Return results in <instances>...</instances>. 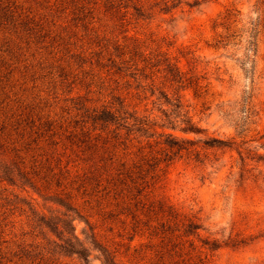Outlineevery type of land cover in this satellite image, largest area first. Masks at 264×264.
<instances>
[{
	"label": "trees",
	"instance_id": "1",
	"mask_svg": "<svg viewBox=\"0 0 264 264\" xmlns=\"http://www.w3.org/2000/svg\"><path fill=\"white\" fill-rule=\"evenodd\" d=\"M181 3L0 0L6 54L0 55V264H64L70 256L88 264L92 251L102 264H124L119 244L102 232L117 222L129 241L138 235L163 243L178 236L177 224L154 226L149 216L161 213L165 196L158 191L176 160L192 156L203 164L201 141L164 128L180 120L181 131L202 132L183 109L181 91L201 97L206 77L194 67L183 71L178 57L152 36L131 44L113 38L130 7L150 16L173 14ZM234 16L227 11L213 21L212 29L223 32L211 47L225 48L235 37ZM18 80L31 81L37 93L15 91L11 82ZM60 94L67 96L59 107ZM219 146L226 144L216 138L201 145ZM145 205V224L136 220L127 228L119 220L136 217ZM80 222L85 225L78 233ZM197 228L189 219L185 236L197 235ZM164 249L150 264L210 263L202 251Z\"/></svg>",
	"mask_w": 264,
	"mask_h": 264
},
{
	"label": "rangeland",
	"instance_id": "2",
	"mask_svg": "<svg viewBox=\"0 0 264 264\" xmlns=\"http://www.w3.org/2000/svg\"><path fill=\"white\" fill-rule=\"evenodd\" d=\"M227 11L235 15L231 29L236 35L225 48L215 49L210 45L223 28L212 29V23ZM124 23L113 38L120 44L152 36L163 50L178 57L183 71L194 67L193 73L206 77L202 84L207 83L208 90L201 97L190 89L181 91L183 109L202 132L181 131L180 120L175 128L171 124L164 128L179 138L200 140L203 164L192 156L176 160L158 191L165 196L164 205L159 215L149 216L150 223L172 228L177 224L176 238L161 243L137 235L129 241L119 222L111 230L106 225L102 232L119 244L124 264H150L162 246L180 255L202 251L210 257L209 264H264V0H182L173 14L150 16H139L130 7ZM1 48L0 55L6 57ZM11 85L18 93L26 87L29 95L30 89L38 91L31 81ZM66 96L59 95V107ZM54 100L49 95V102L56 104ZM212 138L226 146L201 147L202 141ZM146 207L136 217L122 215L119 220L127 228L136 220L143 225L148 219L143 213ZM189 219L198 225L197 235L186 237ZM84 225L77 224L78 233ZM63 263L85 264L75 256L63 258ZM88 264H102L97 251L91 252Z\"/></svg>",
	"mask_w": 264,
	"mask_h": 264
}]
</instances>
